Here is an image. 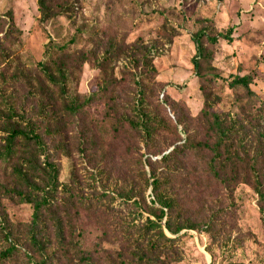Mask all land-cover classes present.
Returning a JSON list of instances; mask_svg holds the SVG:
<instances>
[{
  "label": "rangeland",
  "instance_id": "374dc122",
  "mask_svg": "<svg viewBox=\"0 0 264 264\" xmlns=\"http://www.w3.org/2000/svg\"><path fill=\"white\" fill-rule=\"evenodd\" d=\"M52 1L56 3L53 17L40 22L38 0H0V17L19 30L12 32L10 46L0 53V60L5 59L0 64V90L4 81L13 84L16 71L34 72L38 64L55 56L53 46L59 45L64 65L77 66L68 83L70 91L91 96L84 117L100 122L109 108L139 125L142 114L149 113L159 129V136L150 141L142 132L134 137L129 131L127 145L119 148L115 140L106 159L99 160L98 153L89 157L75 145L69 156L58 155L59 181L75 201L104 204L112 225L118 220L142 223L147 214L123 196L134 188L135 194L144 192L149 204L153 199L151 186L145 183L146 178L151 182L149 160L186 143L183 152L166 164H152L161 178L160 190L167 189L178 201L173 217L193 225L175 236L165 230L177 237L178 260L171 264H264L258 196L251 183L240 182L248 174L251 180L261 177L264 184V161L257 148V133L264 131V122L258 126L252 117L256 98L228 85L235 76L250 75L249 90L256 95L264 92V0ZM201 31L204 56L197 55L194 42ZM212 37H218L215 43ZM137 42L145 46L143 53L130 49ZM82 56L86 61L79 66ZM195 59L204 78L194 68ZM205 102L231 131L233 149L240 155L235 160L237 176L221 168L225 154L216 158L211 149L214 134L197 117ZM98 126L97 135L111 145L112 131ZM199 141L210 147L198 150ZM126 146L129 152L120 154ZM103 193L108 197L103 198ZM2 205L11 224L21 227L15 232L19 234L16 263L22 264L29 254L24 224L32 209L6 200ZM77 216L72 223H82L88 236L100 231L86 211H78ZM2 225L0 250L7 246Z\"/></svg>",
  "mask_w": 264,
  "mask_h": 264
},
{
  "label": "trees",
  "instance_id": "16d2710c",
  "mask_svg": "<svg viewBox=\"0 0 264 264\" xmlns=\"http://www.w3.org/2000/svg\"><path fill=\"white\" fill-rule=\"evenodd\" d=\"M38 6L40 22H46L53 17L55 2L38 0ZM14 30L17 28L13 24L0 17V53L4 54L5 47L10 46L9 41L12 40ZM203 35L201 31L196 33L194 38L198 56H204L205 52L201 41ZM218 36L227 37L221 34ZM217 39L218 37H212L210 40L215 43ZM50 40L51 38L48 37V42ZM53 47L57 51L55 56L38 64L34 72L16 71L13 73V84L4 81L6 85L0 90V222L3 224L1 233L7 243V246L0 250V264H17L19 234L15 231L21 228L20 225L11 224L7 218L2 205L3 200L14 204H27L32 209L31 219L24 224L23 235L27 241L26 250L29 254H24L26 259L23 258L22 264H31L32 261L35 262L32 264L61 262L63 264H171L177 261L178 252L175 246L177 237L167 235L165 230L175 236L184 229H193V225L173 217L178 201L167 189L160 190L161 178L152 168V164H166L176 153L183 152L186 143L175 145L171 151L153 162L149 160L151 182L149 183L147 178L145 180L146 186L150 185L152 190L153 199L149 204L146 202L144 192L137 191L135 194L134 188L123 196L127 203L132 200V206L137 209L142 208L140 212L147 214L142 223H136L134 220H118V223L112 225L109 222L108 211L106 208L103 209L104 204L76 202L67 185L59 181L58 155L69 156L75 145L77 150L89 157H94L98 153L99 160L106 159L112 152L109 148L115 140L118 141L120 148L123 143L127 145V138H131L130 133L136 137L142 132L146 140L150 141L159 136V129L154 126V120L149 113L142 114L138 120L139 125L127 116L121 119L109 108L100 122L84 117V105L89 102L91 96L70 91L68 83L77 66L64 65L62 46ZM130 49L143 53L145 46L137 42L131 44ZM4 61L5 59L1 58L0 64ZM85 61L86 58L82 56L77 65L81 66ZM193 65L197 74H200V62L195 59ZM199 76L204 78V74ZM251 81L250 75L235 76L228 85L241 87L256 98L252 117L258 121V126H261L264 122V92L262 95H256L250 91ZM208 108L209 103L205 102L197 117L214 134L211 149L217 154L216 158L225 154L221 168L223 170L227 168L233 176H237L240 169L235 160H238L240 155L233 149L231 131L226 128L228 125ZM78 121H80L79 129L75 132V124ZM99 123L106 131L110 129L114 134L111 145L97 135ZM195 146L198 150L210 147L206 142L201 141L196 142ZM257 148L264 161L262 130L257 133ZM128 152L129 148L126 146L119 153ZM255 160L257 162L258 158ZM211 170L218 175L214 166H211ZM243 177L240 182L251 183L258 196L259 211L264 226L262 179L256 176L251 180L248 174ZM73 178L71 175L70 182ZM102 197L107 198L108 195L103 193ZM141 203L143 207L138 206ZM80 210L86 211L87 219L95 222L100 229L92 237L88 236L82 223L78 225L72 223V217L77 219ZM163 218L165 220L162 223ZM105 243H116L118 247L116 249L105 247Z\"/></svg>",
  "mask_w": 264,
  "mask_h": 264
}]
</instances>
